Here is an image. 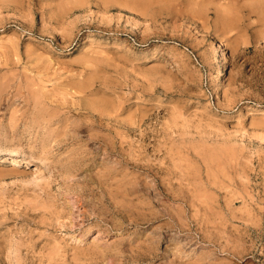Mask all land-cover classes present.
Listing matches in <instances>:
<instances>
[{
  "label": "clouds",
  "instance_id": "clouds-1",
  "mask_svg": "<svg viewBox=\"0 0 264 264\" xmlns=\"http://www.w3.org/2000/svg\"><path fill=\"white\" fill-rule=\"evenodd\" d=\"M0 264H264V0H0Z\"/></svg>",
  "mask_w": 264,
  "mask_h": 264
}]
</instances>
